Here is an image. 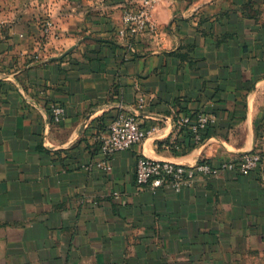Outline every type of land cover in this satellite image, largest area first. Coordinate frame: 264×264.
<instances>
[{
	"label": "crops",
	"instance_id": "0c3cea01",
	"mask_svg": "<svg viewBox=\"0 0 264 264\" xmlns=\"http://www.w3.org/2000/svg\"><path fill=\"white\" fill-rule=\"evenodd\" d=\"M139 2L0 0V264H191L264 245V0H153L159 35L124 39ZM121 111L157 129L105 157ZM200 111L216 121L194 141L174 121ZM247 151L253 171L180 192L135 181L141 155L218 165Z\"/></svg>",
	"mask_w": 264,
	"mask_h": 264
},
{
	"label": "built area",
	"instance_id": "2783aa9c",
	"mask_svg": "<svg viewBox=\"0 0 264 264\" xmlns=\"http://www.w3.org/2000/svg\"><path fill=\"white\" fill-rule=\"evenodd\" d=\"M152 1L141 0L136 5L124 7L121 13V24L116 29L117 34L127 40L145 33L152 36L159 35L158 25L150 19ZM50 25V21H47L44 26L45 30H48ZM137 101L140 107L145 102L143 96H138ZM51 113L52 119L59 121L64 116L65 110L62 105L55 104L51 107ZM215 121V116L200 111L193 118L188 114H181L174 122L177 126H188L192 132L193 140L199 141L201 130ZM156 129V125L149 128L142 127L135 111H121L109 123L105 135L101 138L100 152L105 157H109L118 151L140 143ZM105 159L98 162L97 166L107 169L108 162ZM261 160V155L257 151L243 152L238 157L221 161L218 165H211L199 160L193 164L176 163L141 155L136 161L135 181L139 185L165 186L175 192H180L183 187L191 185L195 178L215 177L222 170L247 174L256 169ZM113 194L115 197L118 196V192Z\"/></svg>",
	"mask_w": 264,
	"mask_h": 264
},
{
	"label": "rangeland",
	"instance_id": "374dc122",
	"mask_svg": "<svg viewBox=\"0 0 264 264\" xmlns=\"http://www.w3.org/2000/svg\"><path fill=\"white\" fill-rule=\"evenodd\" d=\"M218 246L215 250L210 251L208 256L201 255L191 264H264V245H245L242 249L228 245V251L224 250V245ZM186 261L187 258L182 253L180 262L185 263Z\"/></svg>",
	"mask_w": 264,
	"mask_h": 264
},
{
	"label": "trees",
	"instance_id": "16d2710c",
	"mask_svg": "<svg viewBox=\"0 0 264 264\" xmlns=\"http://www.w3.org/2000/svg\"><path fill=\"white\" fill-rule=\"evenodd\" d=\"M174 146V145H173Z\"/></svg>",
	"mask_w": 264,
	"mask_h": 264
}]
</instances>
